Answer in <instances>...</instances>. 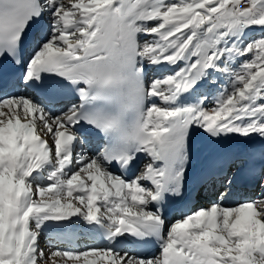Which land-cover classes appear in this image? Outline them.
I'll use <instances>...</instances> for the list:
<instances>
[{"label": "snow or ice", "instance_id": "6c2138e0", "mask_svg": "<svg viewBox=\"0 0 264 264\" xmlns=\"http://www.w3.org/2000/svg\"><path fill=\"white\" fill-rule=\"evenodd\" d=\"M5 63L38 94L0 97V264H264V0H0ZM197 136L237 146L193 174ZM76 227L106 246L46 254Z\"/></svg>", "mask_w": 264, "mask_h": 264}, {"label": "bare ground", "instance_id": "6f19581e", "mask_svg": "<svg viewBox=\"0 0 264 264\" xmlns=\"http://www.w3.org/2000/svg\"><path fill=\"white\" fill-rule=\"evenodd\" d=\"M257 29L258 28L251 29L250 31H252V32L249 31L248 35L250 36L253 33L254 34L255 33H259V31L254 32V30H257ZM141 39L143 40V39H145V37H141ZM149 70L150 71L153 70L155 72V74H153V75H158L159 73H162L163 71H168V72L169 71L170 72L172 71V69L169 68L167 65L148 66L146 68V71H149ZM159 77H160V75H159ZM225 81H226V78L225 77H222L221 78L220 87H224L225 86V84H224ZM18 91H19L20 95H33V93L30 90H25L23 88H19ZM212 91L214 92V91H216V89L214 88V89H212ZM13 93H14V91L11 90L10 94H13ZM5 94H6V92H5ZM95 143H93V144H95ZM236 146H237L236 145V142L233 141L230 146H227L224 150L223 149L220 150L222 148V143L221 144H213V143H211L208 146V148H207V152L199 160L198 165H197L195 171L198 172L199 169L202 168L203 162L208 157L209 154H211V157H212L215 151H227L229 149H235ZM140 157H141V160H144V157L143 156H140ZM211 157H210V159H211ZM210 159H209V161H210ZM235 188L236 189L237 188H240V185L239 184H236L235 185ZM236 191H237V194H238L236 199L239 200V201H242V200L248 199V198H253L254 196H258V193L260 194V192L258 191V189L255 192L254 191L253 192L250 191L249 193H243V192L240 193V191H238V190H236ZM196 199L197 198L194 199V196H190V197H188L186 199V200H188V202L186 204L187 211L185 213H188V212H192V211L197 210V209H195L196 205H201L202 206L203 202L194 203V201ZM212 200H213V197L208 196L207 199H204L205 202H204L203 206L207 203L206 205L208 207L210 205V203H208V202H210ZM184 202L185 201L180 202V204H181L180 207L183 206ZM185 213H183V211H182L181 213H177V216L180 217V216H182ZM166 215H168V214L166 213ZM172 215H173V217H176L174 215V213H172L171 215H168V216L170 217ZM75 233L77 234V239H76L77 241L75 240V242H74V240H73L71 244L68 242V240H66V239H64L62 237L59 238V239H56V240H52V241L53 242H57L59 244H63L64 246H69V247H74V246L78 247V246L85 245V244L94 247V246H97V245H102V244L106 245L107 244V242L100 236L99 233L90 232L87 228H84V227H76L75 228ZM47 235H48V237H50L52 239V237L55 234L48 233ZM142 252H145L146 255H153V254H156L158 252V248H157L156 244H153L150 247H148L147 249L143 250Z\"/></svg>", "mask_w": 264, "mask_h": 264}, {"label": "rangeland", "instance_id": "374dc122", "mask_svg": "<svg viewBox=\"0 0 264 264\" xmlns=\"http://www.w3.org/2000/svg\"><path fill=\"white\" fill-rule=\"evenodd\" d=\"M260 35V31H259V33H253L252 35H250V37H256V36H259ZM170 72V71H169ZM168 71H163L162 73H159L158 75H153V74H155V72L152 70V71H148L147 72V76H146V79L147 80H149V81H151L152 79H154V78H157V77H159V75H160V77H163V76H165L166 74H168L169 73ZM225 78H226V81L224 82V84H225V86H227V84H228V77L227 76H225ZM145 162V160H143L142 161V164H141V166L138 168V170H137V172H136V175L138 174V172H139V170L142 168V165H143V163ZM258 189V191L260 192V189H259V187H257L256 188V190ZM255 190V191H256ZM205 195H207V196H205ZM258 195H259V193H258ZM203 196V198H201ZM208 196H210V195H208L207 193H202V194H200V195H197V198L198 199H202V200H200V201H198V202H203V204H204V199H207L208 198ZM254 197H256V196H254ZM195 199V198H194ZM214 199V198H213ZM212 201H210V202H208V203H211ZM203 204H202V206L201 205H196V207H195V209H199V208H202V207H207V203L203 206ZM51 240V238L50 237H48V235H45V236H42L41 237V240H40V245H41V247L42 248H45V250H46V254H47V250L51 247V246H55V247H60V248H65V247H67V248H72V249H74V250H76V251H83V250H85V249H87V248H91V247H93V246H90V245H81V246H78V247H76V246H74V247H69V246H64L63 244H59V243H57V242H53L52 241V245H50V243H49V241ZM76 240V239H75ZM75 240H74V242H75ZM77 241V240H76ZM72 243V242H71ZM70 243V244H71ZM106 245H104V244H102V245H97V246H94V247H105ZM90 258H92V257H90ZM57 260H60L61 258H56Z\"/></svg>", "mask_w": 264, "mask_h": 264}]
</instances>
